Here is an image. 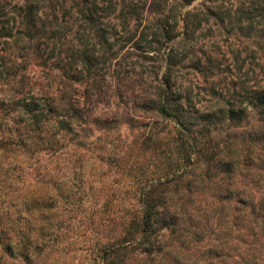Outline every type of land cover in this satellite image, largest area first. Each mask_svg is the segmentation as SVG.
Masks as SVG:
<instances>
[{
	"label": "rangeland",
	"instance_id": "1",
	"mask_svg": "<svg viewBox=\"0 0 264 264\" xmlns=\"http://www.w3.org/2000/svg\"><path fill=\"white\" fill-rule=\"evenodd\" d=\"M152 1L164 15L175 9L164 17ZM131 2L109 15L98 0H0L1 122L33 123L23 107L31 94L81 114L62 124L45 107L35 123L46 150L0 170V228L26 233L13 236L23 249L0 236V264H264V39L212 22L190 31L183 20L237 0H146L137 19L119 17ZM175 14L177 35L166 41L159 31ZM168 53L178 54L173 78L195 123L187 166L175 122L153 96ZM223 103L245 112L197 132ZM153 184L143 200L156 203L149 243L132 241L140 192Z\"/></svg>",
	"mask_w": 264,
	"mask_h": 264
},
{
	"label": "trees",
	"instance_id": "2",
	"mask_svg": "<svg viewBox=\"0 0 264 264\" xmlns=\"http://www.w3.org/2000/svg\"><path fill=\"white\" fill-rule=\"evenodd\" d=\"M98 1L105 4L104 9L108 11L109 15L114 14V11L121 2V0ZM140 1L141 0H132L131 3L126 5V9L120 7L119 17L137 19L146 7V0H144L142 4L140 3ZM163 6L164 4L159 5L155 1H152L148 4V8L155 7V10L160 14H163L164 17L169 16V12H172L175 9V6L167 8L166 15H164L165 9ZM88 9L91 10L92 8L88 7ZM187 17L188 24H190L191 26L190 31H194L198 27L212 22V24L222 26L227 25L229 29H239V31L242 32L245 38L252 34V38L254 37L264 39V33L262 32V29H258L261 23V18H264V0H237L236 5H233L231 3L227 6L224 4V2H218L205 8L188 11L183 17V20H185ZM179 18L180 17H177V15L175 14L173 18V24L165 23V25L167 24V26L169 27L166 28L164 26L162 30L159 31L160 37L162 36L166 41L169 40L170 37H175L177 35V33L174 32L175 23L176 20H179ZM186 27L187 25L184 26V28ZM133 47L138 50H142L143 48L148 50V47L138 40L133 42ZM149 48H152L151 45ZM250 52L251 57H253V55L255 54V49L251 48ZM164 60L166 68L162 77L157 79L156 86L158 91L155 92L153 96L157 97L158 113H163L165 116H170L175 122L173 124L175 125L176 131L179 136L178 140H180L181 142V153L182 155L185 154V156H182V163L184 166H187L189 164V156L197 146L196 140L193 139V137H190L191 133H189L190 126L195 123H191L190 121L191 118L189 116V111L185 108V101L180 91V85L178 84V81L173 78V73L176 69V63L179 60L178 54L168 53L165 55ZM67 66L68 65H66V67ZM69 66L71 65L69 64ZM27 98L28 101H25V103H23V107L24 110L30 114V118L31 120H33V123H16L15 125H12L10 126V128H8L5 127V124L2 123L0 120V160L6 159L8 163L7 168H3L2 162L0 161V170L3 171V175L8 174L6 170L15 169V166L13 165L11 160L17 162L21 166L25 160L31 158L30 152L32 150L37 154V157L35 158L36 161H38L37 159L38 157H40L41 152L46 150V148L41 147L40 143L38 142V140L42 139L43 137L37 134V132H40V129H43L45 126L43 125V123H35L40 122L39 115L43 114L42 110L45 107L47 108V111L53 112L54 116L56 115V113H58L60 116L64 115L66 120L69 119V121H59V123L62 124L71 123L70 119L73 117V115H81L80 112L74 111L73 109L60 110L57 103H40L39 97H36L32 94ZM21 101L24 102V98L20 100L13 98L10 99L9 103L17 106L20 104ZM260 101L261 99L259 98L255 100V102L261 105L263 101ZM226 104L227 103H223L221 106L218 107V109L210 112L209 114L204 115L203 120H205V123H201L202 128H200V130L197 132L208 133L210 131V128H214L215 126H221V124H223L222 121L224 120L223 117L226 114H228L227 116L229 118V121H232L237 118V116L243 115L245 112V109L234 110L233 108H228L226 107ZM67 130L69 129L66 126H58L57 129V131L61 134H64V132H67ZM58 132H56V134H58ZM46 142L50 143L51 141L47 139ZM9 154H11V158H9ZM154 185L155 184L150 185L149 188L142 187V191L140 192V194L143 196L141 201L142 203L140 204L141 208H137V212H135L134 215V222L139 227V237L137 238L134 236L132 241L135 239L134 241L142 240L144 242L149 243V233H147V231L149 230L151 221L153 220V214L156 211V203L153 201L145 203L143 200L147 195L150 196L155 188H158L154 187ZM5 194L6 192H3V190L0 189V199H3L1 198V196H4ZM29 195L30 196L28 197L26 196L25 204L26 209L30 210L31 213L29 212V214L31 215L32 210L34 209V196L33 193L31 194V192ZM159 198L162 197H160V194H157L155 199ZM10 226L11 225L6 226L7 230L5 232H3V227L0 228L1 239L6 241L7 247L11 246L16 249L22 247L21 249H23L25 246L18 245V242H13V236L15 234H19V236L23 238L26 237V233H24V231H21V229H18L15 234L9 235L8 230ZM31 229V227L28 228L29 235ZM103 257H105V255Z\"/></svg>",
	"mask_w": 264,
	"mask_h": 264
}]
</instances>
